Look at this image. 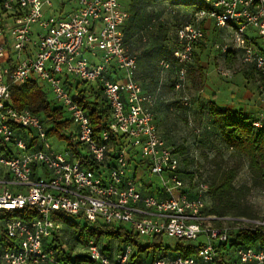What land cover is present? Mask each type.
<instances>
[{
  "label": "built area",
  "instance_id": "2783aa9c",
  "mask_svg": "<svg viewBox=\"0 0 264 264\" xmlns=\"http://www.w3.org/2000/svg\"><path fill=\"white\" fill-rule=\"evenodd\" d=\"M71 1L74 7L67 11L69 0H0V264H139L131 261L132 246L110 258L94 240L86 246L87 262H64L56 246L47 244L63 227L55 213L91 224H127L139 237L207 239L197 256L142 264H221L217 243L228 244L229 232L213 225L220 219L205 214L209 185L187 188L180 155L159 135L154 101L138 80V58L127 46L130 15L124 0ZM204 3L209 10L177 28V48L160 62L161 69L175 75L176 92L184 91L207 37L204 24L212 22L230 31L232 52L256 70L264 105V0ZM217 49L231 52L226 45ZM33 80L48 85L55 103L70 115L85 159L53 150L43 118L12 104L11 86ZM76 81L99 83L111 109L112 124L99 143L89 115L69 90ZM254 126L263 128L264 108ZM112 135L126 139H114L115 147ZM133 153L142 166L131 164ZM137 167L158 179L160 196L145 190ZM27 208L38 216L27 222L9 217ZM235 250L233 264H264V249Z\"/></svg>",
  "mask_w": 264,
  "mask_h": 264
},
{
  "label": "rangeland",
  "instance_id": "374dc122",
  "mask_svg": "<svg viewBox=\"0 0 264 264\" xmlns=\"http://www.w3.org/2000/svg\"><path fill=\"white\" fill-rule=\"evenodd\" d=\"M125 9L129 12L127 35L129 48L136 53L140 63V80L146 92L154 101V115L160 136L173 148H184L181 153L184 181L187 188H195L200 183L211 185L215 177L223 170L233 169L236 172L234 181L235 192L232 202L225 217L214 226L226 229L228 232L236 229H246L264 225V174L261 184H257L251 175L245 159L235 157L228 151L222 142L221 129L215 123L211 111V102L221 108L231 111V116L250 115L245 113L246 108H251L260 101V78L254 68L244 65L239 56L232 52L233 45L230 35L220 32L214 27L211 34L198 47L196 59L189 68L187 87L182 92H174L175 75L163 71L160 62L176 46V30L181 23L186 21L195 12L193 6H179L173 0H124ZM69 0L67 11L74 7ZM34 31H39L34 25ZM254 34V33H253ZM218 45H226L229 54H223ZM235 56L229 60V56ZM200 59V63L198 62ZM202 69V72L198 70ZM202 73V75H201ZM49 94V100L54 101L55 96L48 85H44ZM75 94L73 93V96ZM188 98V102L184 99ZM241 114V115H240ZM53 127L47 126V131ZM71 131V129H69ZM74 130L70 133L74 134ZM72 134V135H73ZM53 150L66 154L68 144L66 141L49 139ZM186 161L183 163V159ZM154 186L159 184L153 177ZM213 202L207 197L206 207L210 208ZM246 213L252 219H236V214ZM71 220L85 226L87 223L70 216ZM250 222L248 225L242 221ZM252 223V224H251ZM130 229L127 224L122 225ZM85 237V236H84ZM59 243L63 250L74 260L76 257L86 255V247L75 230L62 227ZM165 248L174 250L178 240L164 236ZM201 236L199 243L206 242ZM139 242L144 246H151L154 242L150 237H139ZM101 247H112L113 256L119 250L115 241H101ZM133 255L138 256V261L150 263L153 251L138 254L133 246ZM142 262V263H143Z\"/></svg>",
  "mask_w": 264,
  "mask_h": 264
},
{
  "label": "trees",
  "instance_id": "16d2710c",
  "mask_svg": "<svg viewBox=\"0 0 264 264\" xmlns=\"http://www.w3.org/2000/svg\"><path fill=\"white\" fill-rule=\"evenodd\" d=\"M173 2L178 3V5L182 7L193 6L196 9L195 12L186 19V21H190L195 13L202 9H210V6L205 4L204 0H173ZM128 21L125 26V34L127 46L130 50L129 39L127 35ZM163 48L168 51L167 55L164 57V59H167L176 50L177 41L176 46H174L170 51L167 47ZM234 57L235 56L230 55L229 60ZM198 62L200 63V59H198ZM198 70L202 72L201 68H198ZM138 80L141 84L142 82L140 80V76H138ZM143 88H145L144 85ZM69 90H71L72 94H75L74 96L76 102L89 115L94 132V139H96L99 143L100 139H102L103 133L109 131L112 124L111 109L103 95L102 86L99 83L88 84L85 82L76 81L73 85V88ZM10 91L12 96V104L17 109H30L37 115L41 116L47 126L51 125L53 127L47 132L48 139L53 138L59 141H66L68 144V151L72 152L77 160L86 158L82 152L83 150L81 146L79 143H77L78 130L73 120L70 118V115L62 107L58 106L55 101L49 100V94L45 88L40 85V83L34 80L29 81L22 86H11ZM211 111L214 115L215 123L219 125L221 129L224 147L235 157L245 159L248 163L249 171L256 183H263L261 178L264 174V126L262 129L255 128L254 123L257 118H253L250 115H246L244 113H241L243 115L240 114L241 116H239V118H234L231 116V111L229 109L221 108L213 101L211 102ZM69 129H71V131L74 130V134L70 133L71 131ZM111 137L115 147L117 144L114 139H126L121 135H112ZM121 145L123 146L124 142H121ZM175 150L179 155L185 152L184 148H175ZM185 161L186 158L183 159V163ZM130 162L131 164H134V166L143 165V163L137 158V153H133ZM84 165L90 170L98 169L95 164H87L84 162ZM181 170L183 173V169ZM235 179L236 172L233 169H226L218 173L212 184L209 186L208 196H210L212 199L213 204L210 208L206 207V216H214L218 218L226 216L232 202L233 193L235 192ZM258 180H260L261 183H259ZM37 216V213L29 208L22 212H16L9 215V217L12 219H19L26 222L36 218ZM236 216V219L253 218V216L246 213H239L236 214ZM70 218V216L63 213L54 214V220L60 222L63 227L71 228L79 233L80 238L82 239V245L84 247L87 246L90 240H94L100 246L102 240H106L108 242L115 241L119 244L118 252L123 251L126 246L133 245L135 246V249L137 248L136 251L138 254L148 253L149 250H152L154 254L153 258L156 259L165 257H194L198 255L201 248L205 245L204 242L199 243L198 241L178 240L176 248L172 251L164 247L162 241L164 236L161 235L153 238L154 242L151 246L144 247L139 242V236L131 228L126 229L122 225H107L100 221L93 224L86 222L87 224L85 226H81ZM78 219L81 218L78 217ZM214 223H218V221H214ZM229 235L230 241L228 244L217 243L221 264H233L236 261L235 249H237L239 246L264 249V225L246 229H236L231 231V233L229 232ZM59 238L60 235H55L49 240L47 244L50 246H56L57 250L60 252L59 255L61 256V259L64 262L83 263L88 261L87 254L84 256H78L73 260L71 256L68 255V251L62 249L61 243H59ZM112 250V247L102 248L103 253H105L110 258L113 257ZM137 257L138 256L133 255L131 261L133 263L142 264L143 261H138Z\"/></svg>",
  "mask_w": 264,
  "mask_h": 264
},
{
  "label": "crops",
  "instance_id": "0c3cea01",
  "mask_svg": "<svg viewBox=\"0 0 264 264\" xmlns=\"http://www.w3.org/2000/svg\"><path fill=\"white\" fill-rule=\"evenodd\" d=\"M204 27H205V30H206V33L209 35L211 34L212 32V29L215 27L213 25L212 22H206L204 24ZM220 32H225V33H228L229 35L231 34L229 30H219ZM250 33H253L252 31H250ZM131 53H133L131 50H129ZM133 54H136V53H133ZM139 61V60H138ZM139 64V71H138V76H139V73H140V63L138 62ZM172 73V72H171ZM173 74V73H172ZM142 86L144 85L143 83H141ZM145 89V88H144ZM174 92H176L174 90ZM264 108V105L259 101V103H257L256 105H253L251 108H246L245 109V113H249L251 117L253 118H257L258 117V114L260 112L261 109ZM156 122V121H155ZM160 135V134H159ZM135 170V176L141 180L142 183H144L145 185V190H148L150 192H153V194L157 195V196H160V192L158 191V189L156 188V186H150V184H146V183H151L152 182V177L150 176V174L147 173V171L142 168V167H137L134 169ZM151 181V182H149ZM151 189V190H150Z\"/></svg>",
  "mask_w": 264,
  "mask_h": 264
}]
</instances>
